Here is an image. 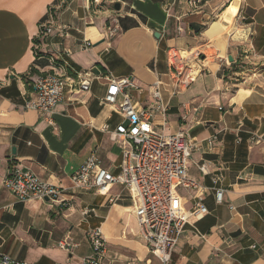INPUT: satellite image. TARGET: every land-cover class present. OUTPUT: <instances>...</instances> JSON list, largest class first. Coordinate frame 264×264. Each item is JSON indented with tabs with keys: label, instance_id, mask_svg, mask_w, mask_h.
<instances>
[{
	"label": "crops",
	"instance_id": "obj_1",
	"mask_svg": "<svg viewBox=\"0 0 264 264\" xmlns=\"http://www.w3.org/2000/svg\"><path fill=\"white\" fill-rule=\"evenodd\" d=\"M187 1L105 0L97 9L90 0H0V255L22 264H82L91 253L86 233L99 228L104 262L160 264L139 235L122 185L112 184L102 195L78 191L69 179L90 155L109 173L119 172L124 147L102 130L125 122L102 103L110 74L133 79L138 90L130 94L142 107L152 103L150 86L160 80L168 104L165 133L189 130L187 177L204 187L199 196L207 214L189 219L168 264H264V0L239 4L243 39L231 53L234 69L227 70L242 76L240 84L208 70L172 97L167 49H187L234 0H201L193 13ZM50 22L53 30L37 55L32 41L39 24ZM56 59L74 72H91L92 81L89 88L66 82L63 100L44 117L25 104L33 97L34 77L50 71ZM203 162L209 174L198 170ZM14 165L59 187L65 204L16 199L2 186ZM212 178L219 179L216 185ZM216 188L223 190L221 203ZM197 194L177 187L179 209L189 211ZM85 208L90 212L83 216ZM64 238L77 247L59 249Z\"/></svg>",
	"mask_w": 264,
	"mask_h": 264
},
{
	"label": "built area",
	"instance_id": "obj_2",
	"mask_svg": "<svg viewBox=\"0 0 264 264\" xmlns=\"http://www.w3.org/2000/svg\"><path fill=\"white\" fill-rule=\"evenodd\" d=\"M104 1L90 0V3L99 9ZM200 2L201 0H188V13L199 10ZM52 26V22L39 24L36 38L48 37L53 30ZM177 31L180 33L182 29L178 27ZM108 32L113 36L114 29H109ZM200 54L194 49H167V86L172 97L186 90L203 72L208 71L200 61ZM53 61H59V65L52 64L50 71L40 73L32 80L33 97L25 104L27 109L44 117L63 100L66 82L74 80L78 88H89L92 81L91 72H74L65 60L56 59L52 63ZM106 80L108 85L102 103L112 107L125 120L113 130H109L106 125L102 127L113 141L124 147L121 150L119 172L116 175L109 173L100 165L95 155H90L70 176L72 188L83 192L94 189L103 195L110 185H122L132 199L139 235L148 252L160 264H168L189 219H199L207 214L199 196L204 187L187 177V166L193 149L189 130L181 128L174 134L165 133L168 104L162 100L160 80L150 86L152 103L147 107L140 106L132 98L130 92L138 90L132 78H114L107 74ZM155 119H159V125ZM156 124L160 127L157 130L154 129ZM197 168L202 174H209L206 162L199 164ZM218 181V178H212L214 185ZM2 186L20 202L47 200L50 203H61L59 187L42 180L20 165L10 168ZM179 186L193 188L198 192L189 211L182 212L179 209L174 195ZM222 195L223 190L216 188L217 203H221ZM61 204L64 205L65 202ZM89 212L85 208L81 214L85 216ZM86 239L91 253L83 259L82 264H108L104 262L106 243L100 229H89ZM57 247L69 251L76 248L77 244L64 238L58 241ZM0 264L22 263L8 255H0Z\"/></svg>",
	"mask_w": 264,
	"mask_h": 264
},
{
	"label": "rangeland",
	"instance_id": "obj_3",
	"mask_svg": "<svg viewBox=\"0 0 264 264\" xmlns=\"http://www.w3.org/2000/svg\"><path fill=\"white\" fill-rule=\"evenodd\" d=\"M213 23V22H212ZM210 23L202 32L200 35H196V37L193 40V44L189 46L187 49H194V51H199L200 54V61L206 66L207 70L210 71H215L216 69H219V74H223L225 76H228V82L233 83L235 85L240 84L242 81L241 78L242 76H233L232 74L228 73L227 67H233L231 68L232 70L234 69V64L232 65L228 59L227 56L231 55L233 53L235 55L236 53V45L238 41L243 39V32L239 28V22L236 20V17L234 18V21L232 25L230 26V31H228L227 34L223 35V38L226 41V45L223 50L219 49L216 45V40H207L206 37L203 35V32L207 30L210 25ZM41 45V40L35 38L32 41V51L33 53H38L40 46ZM231 65V66H230ZM237 65V64H236ZM241 67L245 66H240ZM231 71V70H230ZM237 68L234 71L231 72H237ZM230 78H233L235 81L230 82ZM225 81V78L223 79Z\"/></svg>",
	"mask_w": 264,
	"mask_h": 264
},
{
	"label": "bare ground",
	"instance_id": "obj_4",
	"mask_svg": "<svg viewBox=\"0 0 264 264\" xmlns=\"http://www.w3.org/2000/svg\"><path fill=\"white\" fill-rule=\"evenodd\" d=\"M240 1L241 0H234L229 7L221 12L219 18L203 32V35L206 37V39H215L217 47L221 50H223L226 45L223 35L230 31V26L232 25L234 18L238 13Z\"/></svg>",
	"mask_w": 264,
	"mask_h": 264
},
{
	"label": "water",
	"instance_id": "obj_5",
	"mask_svg": "<svg viewBox=\"0 0 264 264\" xmlns=\"http://www.w3.org/2000/svg\"><path fill=\"white\" fill-rule=\"evenodd\" d=\"M114 9H115V11H119V10H120V4H119V3H115V4H114ZM154 37H155L156 39H159L160 35H159L158 33H154ZM227 59H228V61H229L230 63L233 62V58H232L231 55H228V56H227ZM45 201H47V200H45Z\"/></svg>",
	"mask_w": 264,
	"mask_h": 264
},
{
	"label": "trees",
	"instance_id": "obj_6",
	"mask_svg": "<svg viewBox=\"0 0 264 264\" xmlns=\"http://www.w3.org/2000/svg\"><path fill=\"white\" fill-rule=\"evenodd\" d=\"M198 32H199V31H198ZM44 39H45V38L40 39V40H41V43L43 42ZM37 55H38V53H37ZM52 64L59 65V61H53ZM232 65H233V64H232ZM30 73H31V75H32V74H36V73H34V71H33L32 69H31Z\"/></svg>",
	"mask_w": 264,
	"mask_h": 264
}]
</instances>
